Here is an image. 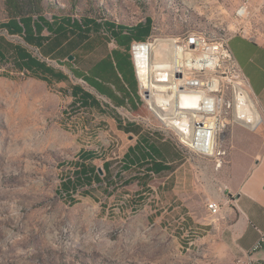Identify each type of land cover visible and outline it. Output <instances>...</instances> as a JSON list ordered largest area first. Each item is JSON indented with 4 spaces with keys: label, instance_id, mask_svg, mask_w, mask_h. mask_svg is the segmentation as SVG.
I'll use <instances>...</instances> for the list:
<instances>
[{
    "label": "rangeland",
    "instance_id": "rangeland-1",
    "mask_svg": "<svg viewBox=\"0 0 264 264\" xmlns=\"http://www.w3.org/2000/svg\"><path fill=\"white\" fill-rule=\"evenodd\" d=\"M5 1L0 0V22L10 18ZM44 5L76 18L109 19L132 26L150 18L152 32L143 44L172 40L178 47L195 42L221 46L224 53L195 74L205 90L211 81L217 84L206 98L207 112L201 114L217 120L215 156L194 150L154 111L134 60V46L141 43L134 42L131 56L142 109L139 114L125 109L116 114L123 122L140 123L172 170L154 177L146 190L137 182L122 184L136 170L127 171L114 187L94 185L88 196L79 193L70 204L58 194L61 180L70 176L78 155L95 152L92 165L105 177L104 164L109 162L114 176L122 170L135 138L117 128L107 108L108 98L98 95L110 113L106 115L72 106V87H90L68 68L51 62L69 75V81L48 86L12 63L4 65L0 69V264H239V259L217 258L207 246L194 242L213 233L221 219L223 205L218 196L229 192L230 161L252 160L264 151V115L228 48L229 39L243 31L264 41V2L44 0ZM0 38L10 44L20 41L3 31ZM108 47L112 50L116 45ZM237 84L256 105L261 125L253 127L238 112ZM178 95L193 99L195 90L181 89ZM140 194L143 202L138 201ZM213 202L221 206L217 215L208 210ZM200 223L205 225L200 227ZM190 242L191 247L186 245Z\"/></svg>",
    "mask_w": 264,
    "mask_h": 264
},
{
    "label": "trees",
    "instance_id": "trees-1",
    "mask_svg": "<svg viewBox=\"0 0 264 264\" xmlns=\"http://www.w3.org/2000/svg\"><path fill=\"white\" fill-rule=\"evenodd\" d=\"M5 6L10 18L0 22V30H6L11 36L21 37L25 44L39 50L41 59H49L68 68L75 78L86 82L108 98L114 108L110 105H107V108L112 111L118 123L122 120L117 117L115 108H126L136 114L141 113L142 102L138 95V80L131 49L134 42L142 43L150 37L153 26L150 18L132 26L109 19L87 16L76 18L73 14L62 13L60 8L53 5H48V10L44 0H6ZM45 31L48 35L44 34ZM2 40L0 38V69L12 63L17 70L47 82L49 86L69 81L68 74L48 66L27 48ZM111 43H114L116 48L109 50ZM70 57H73V61L69 60ZM107 85L114 87L116 93L111 92ZM71 95L73 107L110 114L101 102L80 85L72 87ZM95 159L97 157L93 151L80 155V162L74 165L73 184L70 178L61 180L60 190L66 196L68 189L75 194L83 187L92 188L94 184L105 183L114 187V182L123 180V173L134 169V175L122 184L127 186L137 182L146 190L154 177L172 170L164 160L163 151L149 134L141 143L138 142L135 147L128 149L122 170L114 176L110 173L112 165L106 162L105 177H101L97 167L91 165ZM64 199L70 204L75 202L72 197ZM144 199L140 194L138 201L143 202Z\"/></svg>",
    "mask_w": 264,
    "mask_h": 264
},
{
    "label": "crops",
    "instance_id": "crops-1",
    "mask_svg": "<svg viewBox=\"0 0 264 264\" xmlns=\"http://www.w3.org/2000/svg\"><path fill=\"white\" fill-rule=\"evenodd\" d=\"M258 1L261 3L264 2V0ZM0 31L8 34L6 30ZM44 34L48 35V32L45 31ZM12 37L20 39L17 44L27 48L34 56L41 59V54L37 48L25 44L23 39L19 36ZM228 48L233 61L241 72L253 98L264 115L263 42L259 37H252L243 31V33L233 35L229 39ZM35 50L38 54L35 53ZM41 60L45 61L48 66L56 68L51 64V62L54 61L44 58ZM82 82L87 84L84 81ZM44 83L49 86L47 82ZM77 85L82 86L85 91L91 93L99 102H101L99 96L105 97L88 84L87 85L91 89L84 87L82 84ZM107 86L111 92L116 93L114 87ZM92 90H95L97 94ZM108 104L113 107L112 104ZM119 109L128 110L126 108H115L116 112ZM116 123L117 128L123 133L130 130L128 134L135 138V144L131 146L132 148L135 147L138 142L141 143L143 138L149 134L148 131L138 122L122 121L118 123L116 120ZM127 124H129V126H127ZM80 155L76 158L77 162H80ZM77 162H75L74 165ZM97 169L100 171L99 168ZM74 170L71 171L70 176L64 178V180L70 178L71 184H73L74 181ZM100 175L102 177V173ZM89 189L90 188L88 187H83L75 194H72L68 189L67 196L59 189V194L62 197H72L74 199L79 193H82L83 195L89 194ZM218 200L223 205V208L221 211V219L216 221L214 227L215 231L208 237H200V241L195 240L194 244L199 247L202 246L203 248L207 246L209 248V253L214 254L220 259H229V261H232L233 259H243L251 260L254 264H264V245L259 250L253 251L261 236L264 234V151L261 155L252 160L233 158L230 161L229 192L223 196H218ZM184 221L187 220L185 219ZM203 225H205V223H200V227ZM192 244V242L186 243V245L190 247Z\"/></svg>",
    "mask_w": 264,
    "mask_h": 264
},
{
    "label": "bare ground",
    "instance_id": "bare-ground-1",
    "mask_svg": "<svg viewBox=\"0 0 264 264\" xmlns=\"http://www.w3.org/2000/svg\"><path fill=\"white\" fill-rule=\"evenodd\" d=\"M193 44L194 46L188 43L184 47H178L177 42L172 40L136 44L133 49L134 60L138 78L143 90L149 93L154 111L194 150L215 156L217 120L201 114L207 112L206 98L210 91L217 88V84L211 81L208 83V90H205L195 74L212 65L214 58L224 52L221 46L214 48L201 46L196 42ZM161 82L168 83L169 86H162ZM191 88L195 90V98H179V90L188 91ZM235 89L238 112L241 111L246 122L254 124L253 127L261 125L263 119L250 95L240 84ZM219 212L217 210V214Z\"/></svg>",
    "mask_w": 264,
    "mask_h": 264
},
{
    "label": "built area",
    "instance_id": "built-area-1",
    "mask_svg": "<svg viewBox=\"0 0 264 264\" xmlns=\"http://www.w3.org/2000/svg\"><path fill=\"white\" fill-rule=\"evenodd\" d=\"M263 45H264V41H263ZM208 210L211 212V214L217 215V210H221V206L218 203H214V202L209 203ZM263 245H264V234L261 236L259 242L254 247L253 251L259 250L260 248L263 247ZM239 262L243 264H254L251 260L239 259Z\"/></svg>",
    "mask_w": 264,
    "mask_h": 264
},
{
    "label": "water",
    "instance_id": "water-1",
    "mask_svg": "<svg viewBox=\"0 0 264 264\" xmlns=\"http://www.w3.org/2000/svg\"><path fill=\"white\" fill-rule=\"evenodd\" d=\"M141 44H143V43H141ZM69 60L72 61L73 60V57H70ZM99 172L101 174V170Z\"/></svg>",
    "mask_w": 264,
    "mask_h": 264
}]
</instances>
